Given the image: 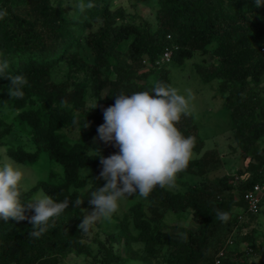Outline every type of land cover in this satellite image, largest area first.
Segmentation results:
<instances>
[{"label":"trees","instance_id":"1","mask_svg":"<svg viewBox=\"0 0 264 264\" xmlns=\"http://www.w3.org/2000/svg\"><path fill=\"white\" fill-rule=\"evenodd\" d=\"M85 1L94 7L80 11L78 20L72 22L62 0H0V12H6L0 19V60L6 58L9 71L27 81L24 97L11 99L5 91L8 81L0 78V108L16 112L15 119L30 128L35 144L34 150L11 145L6 153L17 162L33 163L45 151L63 169L58 181L52 180L55 174L51 172L48 180H38L29 189L21 186L25 215L35 214L27 204L36 200L32 197L40 189L54 201L69 200V207L49 221L39 238L30 235L33 227L28 220H0V264H64L62 260L72 252L84 254L93 264H123L125 258L113 251L114 237L109 234L103 240L96 231L94 240L104 252L94 254L86 234L78 228L83 220L82 205L73 207L71 203L79 195L77 188L87 183L81 169L89 168L93 182H102L97 179L103 168L100 156L119 153L114 141L105 143L98 137V127L105 123L104 110L114 106L115 96L141 91L135 80L148 76L146 71L138 73L143 56L153 64L168 47L171 58L181 63L194 52L206 53L211 44L219 59L196 68L205 81L220 78L221 92L228 91L225 106L235 139L253 159L247 164V176L223 175L185 191L158 186L148 197V214L142 204L135 203L118 219V227L127 256L145 264H214L220 250L224 251L220 264H249L248 252L229 249L227 243L236 225H243L247 215L256 214L245 212L241 195L260 179L264 169V148L254 147L264 131V101L257 92L247 90L264 73V5L257 7L255 0H158V27L151 32L122 22V9H109L108 0ZM94 23L99 24L96 30H92ZM126 40L130 42L123 56L117 45ZM80 48L92 53L91 62L81 55ZM63 62L87 75L90 83L54 79L55 69ZM167 64L150 69L159 70L158 82L165 85H169ZM89 88L98 102L93 112L82 111ZM86 121L89 126L84 128ZM69 126L80 129L78 141H71L62 132ZM177 127L184 136L194 138L192 151L198 155L203 141L193 116L182 117ZM11 128L0 117V145ZM221 164L219 153L210 149L191 158L183 172L204 175ZM187 210L197 224L194 229L180 226L178 232L168 233L161 228L168 211L177 214ZM219 213L230 217L222 221ZM238 215H242L240 220ZM245 239L247 247L256 250L252 231ZM137 242L143 244L141 249L132 246Z\"/></svg>","mask_w":264,"mask_h":264},{"label":"rangeland","instance_id":"2","mask_svg":"<svg viewBox=\"0 0 264 264\" xmlns=\"http://www.w3.org/2000/svg\"><path fill=\"white\" fill-rule=\"evenodd\" d=\"M55 2V0H51ZM63 7L66 11V15L71 21H77L80 16V10L76 5L79 3L86 4L85 0H62ZM109 9L114 10L121 8L124 14L122 22L131 23L137 25L143 29L149 31H155L158 27L157 10L159 8L158 0H108ZM99 24L94 23L92 30H96ZM130 40L123 41L117 45V49L123 56L126 54ZM214 44L209 46V50L206 53L200 51L194 52L193 56L185 59L183 62L178 63L172 58L166 65V69L169 71V86L177 88L181 94L187 96L188 92H191L192 100L190 104L192 106L193 123L196 125L198 135L203 141V146L198 155L192 151V158L200 156L206 150H216L221 157V166L212 170L204 175L197 173L182 172L178 175L176 186L170 188L172 190L185 191L192 186L203 184L205 181H215L223 175H234L241 177L247 176V164L253 161L250 151H243L238 141L234 136V125L231 121L230 112L225 106V98L227 92H221L220 85L221 79L218 77L212 78L208 81L203 80L197 70V66L210 65L211 62H215L219 59L217 55H213L212 50ZM74 51V49H72ZM81 55L88 60L92 61V53L86 48H80ZM151 66L143 65L138 70L140 72H148L146 79H136L135 81L139 85L141 91L150 90L151 87L158 82L159 70L150 71ZM53 78L57 80H84L90 83V78L82 72H75L68 68L66 62L61 63L53 74ZM250 78H247L249 81ZM257 92L260 94L264 101V73L261 74L257 81H252L248 85L247 90ZM105 92V90H104ZM90 88L87 90V97L85 98V105L82 111L93 112L96 108L90 110L92 104L97 103L96 99L90 94ZM81 111L78 109L76 111ZM259 111V108L257 109ZM16 112H11L7 108H0V117L12 126V131L3 139L4 144L0 145V165L5 162L12 163L15 167L21 169L24 173V179L22 181V187L29 189L37 183L38 180H48L50 173H54L51 178L53 181L60 180L63 176V169L61 165L55 161H52L47 152L41 151L39 158L33 163L17 162L10 158L6 153V149L11 145H22L26 149L34 150L35 144L30 139V128L26 125H21L18 120L15 119ZM62 132L71 141H78L80 139V129L78 126H69L62 129ZM255 148L260 150L264 148V131L261 136L256 140ZM81 177L84 178L87 183L77 188L79 196L84 197V203L82 204V215L90 214L94 210V206L89 204L90 195H86L90 190L94 191L99 187L105 185L106 181L100 179L102 182H93V172L89 168H83L80 171ZM105 181V182H104ZM46 194L41 189L33 195V199H37L40 196ZM236 197H238L235 194ZM140 203L143 206L144 211L148 214V206L151 203L150 198L140 197L138 194L127 196L120 201L119 210L110 219H100L93 226L89 233L86 234L87 240L91 243L94 254L100 255L104 252L99 247L98 242L94 240L96 231L99 233L100 239H105V236H113L111 239V248L113 251L122 255L125 260L123 264H145L140 260H133L127 256L126 247L124 245V239L121 236V230L118 227V219L123 217L124 213L129 212L131 205ZM233 213H231L232 215ZM230 217V216H228ZM246 222L241 225H236L232 230L230 237L228 238L227 246L229 249H239L247 252V240L245 235L248 231L254 233V237L257 240L258 247L256 250L248 251L246 259L249 264H261L264 263V201L260 206V209L253 217L248 215L245 217ZM190 210L183 213H173L168 211L162 222L161 228L168 233H176L179 231L180 226H186L190 229L196 227ZM136 233L137 231H133ZM108 242V241H107ZM110 242V241H109ZM134 248L141 249L142 243H133ZM64 264H93L92 259L84 254H78L72 252L62 260Z\"/></svg>","mask_w":264,"mask_h":264},{"label":"clouds","instance_id":"3","mask_svg":"<svg viewBox=\"0 0 264 264\" xmlns=\"http://www.w3.org/2000/svg\"><path fill=\"white\" fill-rule=\"evenodd\" d=\"M255 4L264 5V0H255ZM76 7L82 12L94 4L79 3ZM5 15L0 12V19ZM9 67L6 58L0 60V78L8 81L5 91L11 99H22L27 81L23 75H13ZM115 97L114 106L104 110L105 123L97 131L105 143L114 141L119 153L100 156L103 168L97 179L106 183L86 194L90 195L88 202L94 210L78 225L85 234L98 220L110 219L117 213L123 198L138 194L147 199L158 186L174 188L178 174L187 169L192 158L194 138L184 136L177 127L182 117L192 115L191 92L185 96L177 88L157 82L150 90ZM97 106L98 102L92 104L90 110ZM88 126L86 121L84 128ZM23 179V171L12 163L0 165V220H28L33 227L30 235L39 238L49 221L69 207V200L57 202L44 194L27 204L35 213L28 217L20 198ZM84 197L78 195L71 201L72 206L81 207ZM218 218L227 221L228 215L219 213Z\"/></svg>","mask_w":264,"mask_h":264},{"label":"built area","instance_id":"4","mask_svg":"<svg viewBox=\"0 0 264 264\" xmlns=\"http://www.w3.org/2000/svg\"><path fill=\"white\" fill-rule=\"evenodd\" d=\"M172 50L166 47L163 52L156 58L153 64L150 62L147 56H143L142 64L154 66L160 68L162 65L168 63L171 60ZM245 203V212L247 213H256L260 209L261 204L264 201V169L261 172L260 179L253 183L252 186L246 189L241 195ZM242 215H238V219L240 220ZM251 249L247 247V252ZM224 251L220 250L217 254V257L214 261V264H220V257L223 255Z\"/></svg>","mask_w":264,"mask_h":264}]
</instances>
